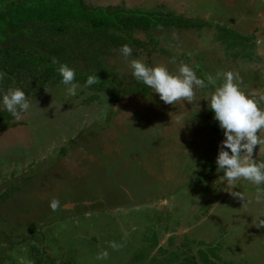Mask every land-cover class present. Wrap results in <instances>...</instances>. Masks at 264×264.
Returning a JSON list of instances; mask_svg holds the SVG:
<instances>
[{"label":"rangeland","instance_id":"1","mask_svg":"<svg viewBox=\"0 0 264 264\" xmlns=\"http://www.w3.org/2000/svg\"><path fill=\"white\" fill-rule=\"evenodd\" d=\"M85 2L202 24L139 31L148 44L127 59L106 51L114 85L133 87L127 61L141 59L173 73L185 63L218 83L230 71L245 92L264 90V0ZM75 82L68 96L52 78L0 131V264H264V188L217 181L223 135L204 99L211 85L165 104L151 89L112 102L110 87ZM1 84L17 87V79L1 70Z\"/></svg>","mask_w":264,"mask_h":264},{"label":"trees","instance_id":"2","mask_svg":"<svg viewBox=\"0 0 264 264\" xmlns=\"http://www.w3.org/2000/svg\"><path fill=\"white\" fill-rule=\"evenodd\" d=\"M191 21L172 14L92 6L85 0H0V71L16 78L17 87L25 96H31L41 93L52 78L60 80L50 59L55 57L76 70L75 81L84 83L87 75L96 74L98 81L93 85L99 89L110 87L112 102L125 95H146L149 88L133 77L129 82L133 87L119 80L114 85L117 79L105 66L103 55L106 51H119L123 44L143 48L148 43L135 37L139 31L149 36L164 28L202 25ZM7 88V84L0 85V91ZM12 119L11 114L0 109V131L12 127ZM120 189L128 194L126 188ZM80 207H84L83 202ZM36 249L34 246L35 252Z\"/></svg>","mask_w":264,"mask_h":264},{"label":"clouds","instance_id":"3","mask_svg":"<svg viewBox=\"0 0 264 264\" xmlns=\"http://www.w3.org/2000/svg\"><path fill=\"white\" fill-rule=\"evenodd\" d=\"M131 51L127 44L119 47L121 56L126 59ZM50 59L60 77V83L65 86L66 95L75 96L78 87L74 79L76 70L57 61L55 57ZM127 63L131 76L157 93L165 104H173L181 99L190 100L194 88L202 89L211 85L212 91L206 93L204 99L223 135L215 158L216 170L223 175L217 181H222L226 189L231 188L237 180H245L264 188V159L261 158V152L264 151V134H261L264 130V107H261L264 105V90L245 92L239 84V77L234 79L230 71L223 72L218 83L212 74L197 76L193 68L185 63H180L175 73L160 64L149 66L141 59H130ZM97 81L96 74H89L84 85H92ZM0 109L7 111L13 118L20 119L22 114L30 111V101L20 87H9L0 91ZM254 149L258 158L253 156ZM226 191L233 196L242 197L233 189ZM255 199L260 201L262 196L258 194ZM56 206L57 202L52 200L50 207L54 209ZM109 246L115 250L121 245L109 241ZM107 255L104 250L97 253L96 258H106ZM17 264H31V261L18 257Z\"/></svg>","mask_w":264,"mask_h":264}]
</instances>
